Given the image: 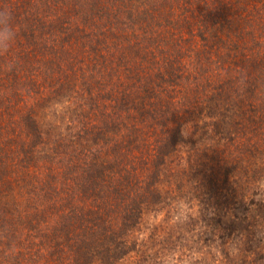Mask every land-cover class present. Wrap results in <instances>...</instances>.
<instances>
[{
    "label": "rangeland",
    "instance_id": "374dc122",
    "mask_svg": "<svg viewBox=\"0 0 264 264\" xmlns=\"http://www.w3.org/2000/svg\"><path fill=\"white\" fill-rule=\"evenodd\" d=\"M4 4L0 264H264V0Z\"/></svg>",
    "mask_w": 264,
    "mask_h": 264
},
{
    "label": "clouds",
    "instance_id": "9594fccd",
    "mask_svg": "<svg viewBox=\"0 0 264 264\" xmlns=\"http://www.w3.org/2000/svg\"><path fill=\"white\" fill-rule=\"evenodd\" d=\"M18 26L16 14L11 5H0V56H8L16 42ZM15 58L8 56L4 68L11 71L15 66Z\"/></svg>",
    "mask_w": 264,
    "mask_h": 264
},
{
    "label": "trees",
    "instance_id": "16d2710c",
    "mask_svg": "<svg viewBox=\"0 0 264 264\" xmlns=\"http://www.w3.org/2000/svg\"><path fill=\"white\" fill-rule=\"evenodd\" d=\"M263 16H264V10H263V14H262ZM4 210H6V208H5V206L1 209V207H0V211H4ZM0 218H2V216L0 215ZM15 229H12L11 231H10V236H8V237H10V238H13V239H15L14 237H17L16 236V234H14L13 235V233H12V231H14ZM8 235V234H7ZM6 235V236H7ZM87 237V236H86ZM85 237V238H86ZM52 239H54V238H52ZM45 242H47V240H45ZM6 244V246L9 248L8 250H6V251H3L2 252V256H1V259H0V263H2V260H5L6 259V254H11V255H13L12 254V245H13V243H14V241H11V240H6V242H4V239L3 238H0V251H1V244ZM11 251V252H10ZM73 252H74V254H75V257L77 256V257H80V253H81V250L80 249H78V248H75V249H73ZM75 257H71L72 258V260H73V263L74 262H78L77 260H75Z\"/></svg>",
    "mask_w": 264,
    "mask_h": 264
}]
</instances>
